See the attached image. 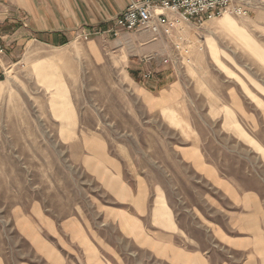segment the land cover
<instances>
[{"label":"rangeland","instance_id":"rangeland-1","mask_svg":"<svg viewBox=\"0 0 264 264\" xmlns=\"http://www.w3.org/2000/svg\"><path fill=\"white\" fill-rule=\"evenodd\" d=\"M236 1L246 15L178 22L158 39L131 31L61 47L31 42L4 62L0 264L84 263L70 218L106 241L109 263L166 264L105 217L111 208L130 213L122 200L132 198L167 201L183 232L212 247L203 220L222 218L210 202L225 194L186 155L191 145L264 206V0ZM53 56L59 63L46 64ZM154 215L163 220L166 209Z\"/></svg>","mask_w":264,"mask_h":264},{"label":"crops","instance_id":"crops-1","mask_svg":"<svg viewBox=\"0 0 264 264\" xmlns=\"http://www.w3.org/2000/svg\"><path fill=\"white\" fill-rule=\"evenodd\" d=\"M127 2L3 0L0 3V41L5 51L0 54V73L4 62H9L24 45L31 42L61 47L87 34H110L115 19L124 11ZM164 91L163 94H166V88ZM192 151L197 170L225 194V200L223 197H212L210 202L212 209L218 211L222 218L203 220L206 230L215 240L212 247H200L196 240L183 232L167 201L166 204L149 207L146 199H136V203L133 198L122 200L132 206L130 213L111 208L108 214L105 212V217L109 222H115L126 237L136 240L139 246L149 249L166 264H264V206L259 193L242 190L232 180L224 178L218 169L206 161L197 146L185 148L186 155L190 156ZM160 207L166 209L163 220H158L154 215L159 213ZM64 225L70 235L73 251L79 256L81 253L84 260V263L73 261L71 264H112L103 255L102 250L107 249L106 241L102 240L103 244L97 241L95 235L99 234L91 231L86 223L70 218ZM40 239L44 237L40 235ZM54 249L51 245L50 253ZM108 252L112 255V252Z\"/></svg>","mask_w":264,"mask_h":264},{"label":"built area","instance_id":"built-area-1","mask_svg":"<svg viewBox=\"0 0 264 264\" xmlns=\"http://www.w3.org/2000/svg\"><path fill=\"white\" fill-rule=\"evenodd\" d=\"M225 12L246 15L247 9L236 0H128L110 32L118 36L122 30L140 31L158 39L173 34L176 27H179L178 22L195 21L203 25L205 20L214 19ZM4 51L0 41V54Z\"/></svg>","mask_w":264,"mask_h":264},{"label":"bare ground","instance_id":"bare-ground-1","mask_svg":"<svg viewBox=\"0 0 264 264\" xmlns=\"http://www.w3.org/2000/svg\"><path fill=\"white\" fill-rule=\"evenodd\" d=\"M225 13H227V12H225ZM224 13V14H225ZM223 15V14H222ZM225 24V23H224ZM46 64H54V65H56V64H58L59 63V61H58V58H57V56H53V58H51L50 60H48V61H46L45 62ZM39 66H42L41 64H38ZM60 84H61V82H55L54 83V85L55 86H57L56 87V92H55V94L57 95V98H59L60 97V100H58L59 102H58V104L60 105L59 106V108H60V110L62 111V113L64 114V115H66L68 112V102H67V98H66V95L64 94V90H63V88L60 86Z\"/></svg>","mask_w":264,"mask_h":264}]
</instances>
